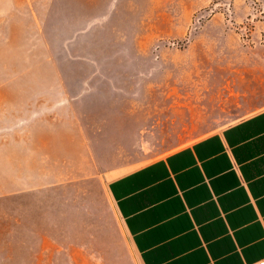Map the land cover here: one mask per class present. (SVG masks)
<instances>
[{
  "label": "rangeland",
  "instance_id": "1",
  "mask_svg": "<svg viewBox=\"0 0 264 264\" xmlns=\"http://www.w3.org/2000/svg\"><path fill=\"white\" fill-rule=\"evenodd\" d=\"M264 107V0H0V264H138L109 178Z\"/></svg>",
  "mask_w": 264,
  "mask_h": 264
},
{
  "label": "crops",
  "instance_id": "2",
  "mask_svg": "<svg viewBox=\"0 0 264 264\" xmlns=\"http://www.w3.org/2000/svg\"><path fill=\"white\" fill-rule=\"evenodd\" d=\"M138 264L264 260V107L113 174Z\"/></svg>",
  "mask_w": 264,
  "mask_h": 264
},
{
  "label": "built area",
  "instance_id": "3",
  "mask_svg": "<svg viewBox=\"0 0 264 264\" xmlns=\"http://www.w3.org/2000/svg\"><path fill=\"white\" fill-rule=\"evenodd\" d=\"M251 264H264V260L261 259V260H258L257 262L251 263Z\"/></svg>",
  "mask_w": 264,
  "mask_h": 264
}]
</instances>
